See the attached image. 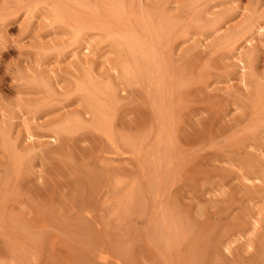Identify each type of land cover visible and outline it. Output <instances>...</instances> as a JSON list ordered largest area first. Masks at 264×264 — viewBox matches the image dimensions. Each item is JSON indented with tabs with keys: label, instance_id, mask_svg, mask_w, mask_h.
<instances>
[{
	"label": "rangeland",
	"instance_id": "1",
	"mask_svg": "<svg viewBox=\"0 0 264 264\" xmlns=\"http://www.w3.org/2000/svg\"><path fill=\"white\" fill-rule=\"evenodd\" d=\"M0 264H264V0H0Z\"/></svg>",
	"mask_w": 264,
	"mask_h": 264
},
{
	"label": "bare ground",
	"instance_id": "2",
	"mask_svg": "<svg viewBox=\"0 0 264 264\" xmlns=\"http://www.w3.org/2000/svg\"><path fill=\"white\" fill-rule=\"evenodd\" d=\"M85 16H86V15H85ZM90 16H91V15H90ZM113 16H114V15H113ZM92 17H93V15H92ZM111 18H112V17H111ZM111 18H110V19H111ZM78 19H79V18H78ZM81 19H82V18H81ZM86 19H87V18H86ZM91 19H92V18H91ZM118 20H119V19H118ZM89 21H90V19L87 20V22H89ZM91 21H94V18H93ZM91 21H90V22H91ZM161 21H162V18H161ZM82 22H84V21H82ZM95 22H96V24H95ZM95 22H94L93 24H95V25H99V24H97V21H96V20H95ZM99 23L101 24V23H103V22L100 21ZM84 24H86V23L84 22ZM88 24H90V23H88ZM121 24H122V23H121ZM90 25H91V24H90ZM106 25H107V24H106ZM111 25H112V24H111ZM86 27H87V25H86ZM109 27H110V26H109ZM130 27H131V26H130ZM154 29H155V28H154ZM131 30H132V29H131ZM101 31H102V30H101ZM133 31H134V30H133ZM132 33H133V32H132ZM110 34H111V33H110ZM115 34H116V33H115ZM123 34H124V33H123ZM125 34H126V33H125ZM135 35H136V34H135ZM136 43H137V42H136ZM158 45H159V44H158ZM129 49H130V48H129ZM138 50H140V49H138ZM151 50H152V51H155L154 49H151ZM130 51H131V50H130ZM155 53H156V52H155ZM127 55H128V54H127ZM156 57H157V56H156ZM159 64H160V63H159ZM132 66H133V65H132ZM160 66H161V64H160ZM245 66H246V65H245ZM134 67H135V66H134ZM133 69H134V68H133ZM133 69H132V70H133ZM132 70H131V71H132ZM133 71H134V70H133ZM154 71H155V70H154ZM163 76H164V75H163ZM164 78H165V77H164ZM162 80H163V78H162ZM119 82H120V81H119ZM126 82H127V81H126ZM162 83H163V82H162ZM122 85H123V84H122ZM147 85H148V84H147ZM87 87H88V86H87ZM88 88H89V87H88ZM162 93H163V92H162ZM161 107H162V109H163V104H162ZM166 110H167V109H166ZM162 112H163V111H162ZM162 112H161V113H162ZM167 113H168V112H167ZM161 116H162V115H161ZM166 116H167V115H166ZM168 119H170V118H168ZM165 121H167V120H165ZM162 123H163V122H162ZM167 125H168V124H167ZM159 131H160V130H159ZM156 134H157V133H156ZM169 134H170V133H169ZM161 135H162V134H160V133L158 134V136H161ZM170 135H171V134H170ZM161 137H162V136H161ZM158 138H159V137H158ZM142 153H143V152H142ZM141 156H142V155H141ZM140 158H141V157H140ZM160 159H161V157H160ZM137 160H138V159H137ZM159 161H160V160H159ZM229 165H230V164H229ZM240 173H241V172H240ZM240 179H242V178H240ZM242 180H245V179H242ZM242 180H241V181H242ZM116 185H117V184H116ZM262 213H263V212H262ZM255 225H256V224H255ZM253 231H254V230H253ZM29 245H30V244H29Z\"/></svg>",
	"mask_w": 264,
	"mask_h": 264
}]
</instances>
